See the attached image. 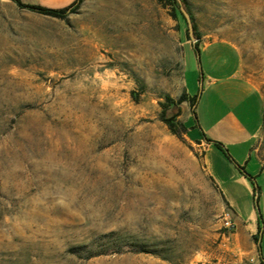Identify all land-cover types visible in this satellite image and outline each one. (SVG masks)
I'll use <instances>...</instances> for the list:
<instances>
[{"label": "rangeland", "instance_id": "rangeland-1", "mask_svg": "<svg viewBox=\"0 0 264 264\" xmlns=\"http://www.w3.org/2000/svg\"><path fill=\"white\" fill-rule=\"evenodd\" d=\"M185 1L196 43L168 0H83L64 19L0 0V264H264V200L231 151L211 153L219 186L162 119L192 63L198 92L200 63L227 80L229 46L264 97V0ZM227 83L211 86V121L243 102ZM252 144L245 171L264 174V117Z\"/></svg>", "mask_w": 264, "mask_h": 264}, {"label": "crops", "instance_id": "crops-1", "mask_svg": "<svg viewBox=\"0 0 264 264\" xmlns=\"http://www.w3.org/2000/svg\"><path fill=\"white\" fill-rule=\"evenodd\" d=\"M54 1L59 4V6H56L57 8H64L71 5L75 0ZM40 4L41 3H37L36 5ZM212 45H214V43L211 44V42H208L201 46L199 45L194 50L198 54L206 53ZM229 47L234 50L237 56L235 70L227 80H224L221 78H215L211 75V67L214 63H200L202 65V83L199 92L197 91L196 83V67L194 63H192L191 70H189V80L185 83L183 78L184 93L187 96V100L180 105L181 114L178 116V119L186 127V135L189 141L204 150V163L210 176L214 178L218 185L219 183L215 179L211 170V153L215 150L222 152L223 154H225V150L231 151L234 159L230 156L228 157L231 158L232 164L234 165L232 171L234 179L248 191L252 192L255 199L259 196V198H263L264 200L262 187L258 183V178L264 176V174H262V166L258 164L260 170H257L253 174H247L245 171L247 162L252 156H254L252 150L253 138L257 135L263 123L264 97L253 83L243 75L239 52L235 48L231 46ZM227 82L235 83V90L242 95L243 102L240 104L231 103L230 105H227L222 112L218 114L217 118L211 121V86L215 87L219 85L218 87L222 88V92H225L229 89L227 87ZM193 97H196V102L194 105H191L189 99ZM204 102L206 103V105H204L205 110L201 113V105ZM213 128H220V130L226 135L232 133L233 135L241 137L239 139H218L220 141L219 143L211 138V129ZM214 143L218 144L221 149L217 148ZM252 212L253 210L249 212L250 216H252ZM251 218L253 219V217Z\"/></svg>", "mask_w": 264, "mask_h": 264}, {"label": "trees", "instance_id": "trees-1", "mask_svg": "<svg viewBox=\"0 0 264 264\" xmlns=\"http://www.w3.org/2000/svg\"><path fill=\"white\" fill-rule=\"evenodd\" d=\"M18 7L20 8H25L31 12L49 16L52 18H59V19H64L69 13H73L76 7L83 1V0H75L71 5L61 8V9H52V8H47L41 5H36V4H25L21 2V0H12ZM169 4L174 6V7H179V3L177 0H168ZM183 6L185 7L186 11L190 14L188 8L186 7V1L181 0ZM179 13L182 15V13L179 11ZM175 17H177V14L174 12L173 14ZM183 16V15H182ZM191 21L193 24V29H194V35L196 33V26L193 21V17L190 14ZM187 100V96L185 93H183L178 100L174 101L170 98H167V104L163 105V111H162V119L165 122V124L169 127V129L173 132L176 133V128H179L183 133H186V127L177 121V117L180 115V105L182 102ZM189 102L191 105H194L196 102V97H193L189 99ZM214 145L221 149L220 146L216 143ZM258 219L260 220V212H258ZM259 234L261 232L260 227H258ZM256 238V237H255Z\"/></svg>", "mask_w": 264, "mask_h": 264}, {"label": "water", "instance_id": "water-1", "mask_svg": "<svg viewBox=\"0 0 264 264\" xmlns=\"http://www.w3.org/2000/svg\"><path fill=\"white\" fill-rule=\"evenodd\" d=\"M178 3H179V9H180V12L182 13L186 23H187V27H188V35L191 39V41L193 43H196L198 41L197 38H195V35H194V29H193V24H192V21H191V17H190V14L186 11L185 7L183 6L181 0H177ZM257 211L258 208H257Z\"/></svg>", "mask_w": 264, "mask_h": 264}, {"label": "built area", "instance_id": "built-area-1", "mask_svg": "<svg viewBox=\"0 0 264 264\" xmlns=\"http://www.w3.org/2000/svg\"><path fill=\"white\" fill-rule=\"evenodd\" d=\"M226 227L229 228V229L232 227L230 221H226Z\"/></svg>", "mask_w": 264, "mask_h": 264}]
</instances>
